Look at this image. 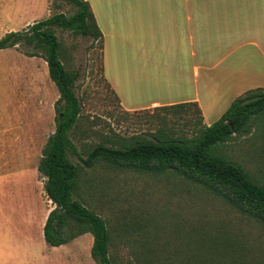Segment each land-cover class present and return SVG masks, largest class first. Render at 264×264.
Here are the masks:
<instances>
[{
    "label": "trees",
    "instance_id": "obj_1",
    "mask_svg": "<svg viewBox=\"0 0 264 264\" xmlns=\"http://www.w3.org/2000/svg\"><path fill=\"white\" fill-rule=\"evenodd\" d=\"M66 1L76 6L72 14L55 13L0 38V49L22 45L30 49L29 56L43 58L59 91L55 130L37 165L45 177V195L54 205L43 226L47 244L59 246L91 233L96 264H264V182L226 151L233 139L264 134V88L235 98L209 125L196 102L177 103L157 108L179 116L191 112L179 117L185 119L183 128L161 117L162 125L148 134H104L99 142H88L90 126L75 93L79 73L56 30L89 36L100 48L102 33L88 0ZM97 167L114 176L131 173L193 185L234 218L203 214L193 221L165 210L162 222L152 215H132L109 224L91 202L89 172ZM121 251L125 257L118 256Z\"/></svg>",
    "mask_w": 264,
    "mask_h": 264
},
{
    "label": "rangeland",
    "instance_id": "obj_2",
    "mask_svg": "<svg viewBox=\"0 0 264 264\" xmlns=\"http://www.w3.org/2000/svg\"><path fill=\"white\" fill-rule=\"evenodd\" d=\"M22 3L21 0H0V38L10 31L23 32L55 13L69 15L76 10V6L66 0H38L32 12L21 11ZM31 13L33 17L29 19ZM7 18L13 19L16 25L4 26ZM27 19V24L20 26ZM56 35L70 48L72 64L79 73L75 93L82 104L83 120L90 126L86 141L99 142L104 134H148L162 125L161 117H166V122L173 127L183 128L185 119L179 117H190L191 112L179 116L160 108L123 111L102 76L100 43L60 28ZM246 49L248 53L253 51L249 45ZM28 51L30 49L22 45L0 49V264H29L32 257H46L51 264H96L90 251L91 233L60 247L48 246L39 235V221L47 205L43 190L45 177L39 173L37 165L48 136L55 130L54 103L59 91L49 78L46 61L29 56ZM242 60L246 69H256L258 59L255 57ZM199 61L201 64V59ZM228 61L230 59H222L220 68ZM213 77L200 72L199 97L205 108L211 101L219 102V108H226L223 89L218 95L217 91L208 89L218 83ZM256 78L264 81L263 75ZM208 82L211 85L207 87ZM74 143L79 148L77 139ZM226 151L264 182V134L250 133L233 139ZM89 175L94 185L91 202L109 224L116 218L132 215H152L162 222L165 210H169L167 215L175 214L193 221L203 214L213 218L219 213L222 217L234 218L216 199L176 179L131 173L114 176L101 167ZM14 227L17 230H13ZM23 227L32 230L21 229ZM118 256L126 255L121 251Z\"/></svg>",
    "mask_w": 264,
    "mask_h": 264
},
{
    "label": "crops",
    "instance_id": "obj_3",
    "mask_svg": "<svg viewBox=\"0 0 264 264\" xmlns=\"http://www.w3.org/2000/svg\"><path fill=\"white\" fill-rule=\"evenodd\" d=\"M21 1V11L31 12L38 2ZM88 3L102 33V76L125 112L196 102L204 124L209 125L235 98L248 90L264 88V81L260 80L263 78H256L264 76V0H88ZM31 14L29 19L33 17ZM7 20L4 26L16 25L13 19ZM248 45L253 48L250 53ZM249 56L258 59L255 70L245 67L242 59ZM222 59L230 61L220 68ZM200 72L214 75V81L217 78V84L212 80L216 84L213 88L208 87L210 82L207 87L214 93L217 91V95L223 89L226 108H219L216 101L205 108L199 97ZM45 200L47 206L38 225L44 241L43 226L54 206L46 195ZM49 262L46 257H32L28 263Z\"/></svg>",
    "mask_w": 264,
    "mask_h": 264
}]
</instances>
